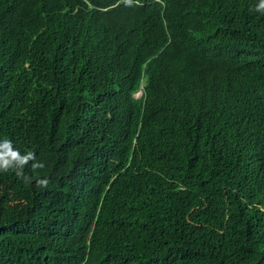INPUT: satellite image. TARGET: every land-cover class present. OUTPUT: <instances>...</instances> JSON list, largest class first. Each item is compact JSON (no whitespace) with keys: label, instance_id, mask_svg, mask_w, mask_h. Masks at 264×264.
<instances>
[{"label":"trees","instance_id":"trees-1","mask_svg":"<svg viewBox=\"0 0 264 264\" xmlns=\"http://www.w3.org/2000/svg\"><path fill=\"white\" fill-rule=\"evenodd\" d=\"M0 264H264V0H0Z\"/></svg>","mask_w":264,"mask_h":264},{"label":"clouds","instance_id":"clouds-1","mask_svg":"<svg viewBox=\"0 0 264 264\" xmlns=\"http://www.w3.org/2000/svg\"><path fill=\"white\" fill-rule=\"evenodd\" d=\"M137 95H139V96H137ZM142 95H143V88L141 87L140 90L136 94H134V97L140 98Z\"/></svg>","mask_w":264,"mask_h":264},{"label":"rangeland","instance_id":"rangeland-1","mask_svg":"<svg viewBox=\"0 0 264 264\" xmlns=\"http://www.w3.org/2000/svg\"><path fill=\"white\" fill-rule=\"evenodd\" d=\"M137 96H139V95H137Z\"/></svg>","mask_w":264,"mask_h":264}]
</instances>
